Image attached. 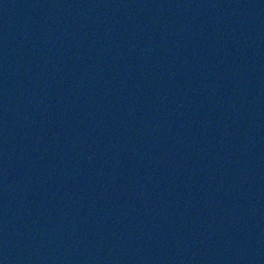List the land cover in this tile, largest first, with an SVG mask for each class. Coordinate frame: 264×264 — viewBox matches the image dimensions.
Returning a JSON list of instances; mask_svg holds the SVG:
<instances>
[{"label":"water","instance_id":"1","mask_svg":"<svg viewBox=\"0 0 264 264\" xmlns=\"http://www.w3.org/2000/svg\"><path fill=\"white\" fill-rule=\"evenodd\" d=\"M0 264H68L1 80Z\"/></svg>","mask_w":264,"mask_h":264}]
</instances>
